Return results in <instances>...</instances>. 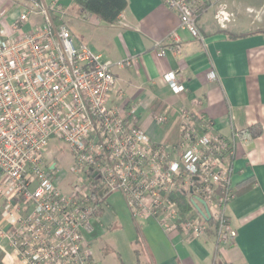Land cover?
Listing matches in <instances>:
<instances>
[{"label":"built area","instance_id":"built-area-1","mask_svg":"<svg viewBox=\"0 0 264 264\" xmlns=\"http://www.w3.org/2000/svg\"><path fill=\"white\" fill-rule=\"evenodd\" d=\"M162 1L177 13L180 27L203 42L196 22L202 1ZM32 5L15 14L9 30L3 24L7 10L0 12V238L21 264H98L86 233L115 192L135 220L153 218L188 241L210 233L217 243H232L231 158L238 144L252 139L249 130L225 137L209 118L182 111L177 143L152 142L136 107L116 87L112 65L55 22L64 7ZM33 14L43 23L24 29ZM230 16L222 6L217 10L221 26ZM162 78L173 93L185 91L174 72ZM51 138L63 141L73 157L76 178L67 191L56 184V163L45 160ZM178 193L185 197L182 207Z\"/></svg>","mask_w":264,"mask_h":264},{"label":"crops","instance_id":"crops-1","mask_svg":"<svg viewBox=\"0 0 264 264\" xmlns=\"http://www.w3.org/2000/svg\"><path fill=\"white\" fill-rule=\"evenodd\" d=\"M201 1L196 22L203 42L180 27L177 13L162 0H127V7L113 23L94 14H79L73 0L22 4L26 8L32 3L50 6L56 2L66 8L64 3H71L85 23V33H97V46L85 33L78 42L86 41L112 65L116 87L123 90L125 102L136 107L139 125L152 142L177 143L182 111L209 118L225 137L240 128L252 135L249 142L237 145L231 158L236 194L227 206V217L236 230L234 241L217 243L210 233L188 241L179 232L164 231L153 218L138 219L148 262L264 264V0ZM15 6L0 0V12L7 10L3 23L7 30L20 12ZM221 6L231 15L224 26L216 18ZM42 23V16L33 14L24 29ZM157 44L164 55L156 54ZM127 59L133 63L120 64ZM169 72L175 73L184 92L173 93L163 80V74ZM210 72L215 73L214 79ZM157 116L164 120L157 121ZM0 264H21L2 238Z\"/></svg>","mask_w":264,"mask_h":264},{"label":"rangeland","instance_id":"rangeland-1","mask_svg":"<svg viewBox=\"0 0 264 264\" xmlns=\"http://www.w3.org/2000/svg\"><path fill=\"white\" fill-rule=\"evenodd\" d=\"M4 2V0H1ZM65 12L60 23L64 24L73 35V42L79 41L80 35L85 33V23L75 14L71 3H64ZM34 5L27 6L33 9ZM24 10L22 3L16 4L14 10ZM36 8V7H35ZM92 38L97 46V33H85ZM81 41V39H80ZM84 42V41H82ZM86 45V41L84 42ZM97 53V50L92 49ZM45 160L56 163V184L62 191L75 181L76 175L71 172L73 157L68 146L56 138H51ZM140 221L133 219L120 193L107 195L100 205L98 213L91 221V234H86L90 239L93 257L98 264H150L147 259V251L140 237L137 224Z\"/></svg>","mask_w":264,"mask_h":264},{"label":"trees","instance_id":"trees-1","mask_svg":"<svg viewBox=\"0 0 264 264\" xmlns=\"http://www.w3.org/2000/svg\"><path fill=\"white\" fill-rule=\"evenodd\" d=\"M14 4L21 3L20 0H12ZM79 14L89 13L94 14L99 19L106 23H113L118 16L127 7V0H73ZM55 22L56 17H54ZM236 194V192H235ZM180 206L185 204V197L183 194H175Z\"/></svg>","mask_w":264,"mask_h":264},{"label":"water","instance_id":"water-1","mask_svg":"<svg viewBox=\"0 0 264 264\" xmlns=\"http://www.w3.org/2000/svg\"><path fill=\"white\" fill-rule=\"evenodd\" d=\"M50 168L52 169L53 167H50ZM199 201L204 205V202H203L201 199H199ZM196 208H197V210H198L200 213H202V215L206 216V218H207V215H208L207 212H206V214L203 213V211H201V209H199V207H197V205H196Z\"/></svg>","mask_w":264,"mask_h":264}]
</instances>
